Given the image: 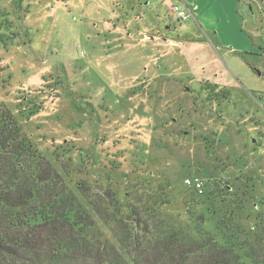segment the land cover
I'll use <instances>...</instances> for the list:
<instances>
[{
  "label": "rangeland",
  "instance_id": "rangeland-1",
  "mask_svg": "<svg viewBox=\"0 0 264 264\" xmlns=\"http://www.w3.org/2000/svg\"><path fill=\"white\" fill-rule=\"evenodd\" d=\"M174 1L150 0L178 30ZM203 9L208 39L222 29L243 37L223 34L235 53L180 40L184 56L171 49L163 63L167 44H149L158 32L127 34L138 14L121 21L111 0H0V107L85 208L82 187L102 209L112 194L130 229L253 241L264 214V0ZM251 47L263 55L243 52ZM192 177L203 194L184 184ZM93 217L107 238L123 225Z\"/></svg>",
  "mask_w": 264,
  "mask_h": 264
},
{
  "label": "trees",
  "instance_id": "trees-1",
  "mask_svg": "<svg viewBox=\"0 0 264 264\" xmlns=\"http://www.w3.org/2000/svg\"><path fill=\"white\" fill-rule=\"evenodd\" d=\"M84 188L86 208L0 107V264H264V214L253 241L227 235L220 245L201 229L196 237L174 229L158 228V235L149 226L130 229L112 194H104L102 209ZM94 215L107 226L123 224L121 230L113 227L112 238L105 237ZM119 233L129 238L120 240Z\"/></svg>",
  "mask_w": 264,
  "mask_h": 264
},
{
  "label": "crops",
  "instance_id": "crops-1",
  "mask_svg": "<svg viewBox=\"0 0 264 264\" xmlns=\"http://www.w3.org/2000/svg\"><path fill=\"white\" fill-rule=\"evenodd\" d=\"M181 2L179 6H182L184 8H188L191 11L192 14V18L193 21L195 22L196 25H188L189 24V20H187L186 22L180 23V26L177 27L176 26H172L168 27V22L169 21H174L172 18L170 19H166L162 20L161 17L158 19V12L154 11V9L152 8V4L150 2V0H117L116 4L114 5L113 0H111V7H114L116 12L119 10L120 11V20L124 22V20H131L134 17V15L138 14L137 16V22L134 21L133 26L131 25L129 28H124V30H126L127 34H130L132 31H137V34L141 37L143 34L147 33V32H151L155 31L156 33L158 32V42H155L156 39H153L152 41H150L149 44L154 52H157L160 48V42L162 44H167V48L168 51L165 50L162 52V59H163V63L167 61V57L168 54L170 53V55H172L174 52V50L171 49H179L177 50L179 52V54L183 57L184 53H183V49L181 48V44L184 43L182 42L183 40H191V41H195L198 42L202 45L208 44V42H212L214 41L216 46H214L215 48H224V49H228L230 52L229 53H235V51H233L234 49L230 46L225 45L224 43V39H223V34H232L234 36H236L238 39H243V37L239 34L238 31L235 30H224L222 29V31L220 32L219 30H217V32H212L211 33V37H212V41L210 39H208V36H205L204 32L202 31L199 23L197 22L198 19L201 18V16L203 15V4L199 2V0H175L174 2ZM177 5V4H176ZM251 13V10L248 9ZM115 12V11H113ZM154 14V18L151 20H148V16L150 13ZM174 15V14H173ZM170 16H172L170 14ZM175 16V15H174ZM173 17V16H172ZM132 18V19H131ZM127 22V21H126ZM131 23V22H130ZM113 26V30H117V26L116 24H112ZM134 27V28H133ZM161 28L165 29L168 31H173V29H175L176 34L172 33L168 34L164 33L165 36L161 37L160 36V31ZM158 30V31H157ZM184 33H183V32ZM184 36H187L186 38L183 39ZM182 40V41H180ZM143 41V40H142ZM158 43V44H157ZM158 45V47L156 46ZM256 45V44H255ZM254 45V47H255ZM257 46V45H256ZM171 50V51H170ZM246 54H260L263 55L262 53H260V49L257 48H253L251 47L250 49H248L247 51H243ZM238 53V52H236ZM156 62V61H155ZM204 82V81H203ZM216 85V84H215ZM220 88L223 89H227L228 85L223 84V87L221 85H218Z\"/></svg>",
  "mask_w": 264,
  "mask_h": 264
},
{
  "label": "built area",
  "instance_id": "built-area-1",
  "mask_svg": "<svg viewBox=\"0 0 264 264\" xmlns=\"http://www.w3.org/2000/svg\"><path fill=\"white\" fill-rule=\"evenodd\" d=\"M172 12L177 20H180L181 22H186L187 20L192 18L191 11L188 8H184L179 5H174L172 8ZM184 184L187 187L191 188L198 195H201L204 192V184L202 179L199 177L186 178L184 180Z\"/></svg>",
  "mask_w": 264,
  "mask_h": 264
},
{
  "label": "snow or ice",
  "instance_id": "snow-or-ice-1",
  "mask_svg": "<svg viewBox=\"0 0 264 264\" xmlns=\"http://www.w3.org/2000/svg\"><path fill=\"white\" fill-rule=\"evenodd\" d=\"M203 5H207L210 9H216L220 0H199Z\"/></svg>",
  "mask_w": 264,
  "mask_h": 264
}]
</instances>
